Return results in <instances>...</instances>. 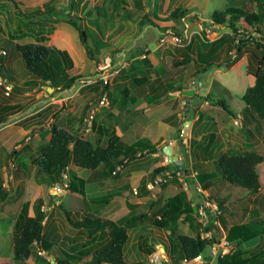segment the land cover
Segmentation results:
<instances>
[{"label": "rangeland", "instance_id": "obj_1", "mask_svg": "<svg viewBox=\"0 0 264 264\" xmlns=\"http://www.w3.org/2000/svg\"><path fill=\"white\" fill-rule=\"evenodd\" d=\"M11 1L0 0V51L5 52L0 56V107L5 117L0 123V264H56V261L64 260V252L79 256L68 259L66 264H82L91 260V237L84 231L73 229L63 210L72 220L92 214L102 219L117 218L110 216L107 210L118 209L116 201L123 203V200L117 198L103 209L100 202L88 203L93 194L90 188L79 194L67 185L63 193L56 194L53 189L55 178L32 167L31 160L47 145L52 125H58L95 145L105 146L107 138L98 137L94 130L90 133L83 131L84 119L90 109L107 92L108 106L98 109L93 120L95 124L116 128L124 126L127 118L137 119L141 109H137L136 113H120L122 103L120 105L119 102L128 99V95L124 97L122 92L128 90L130 93L135 87L133 80L145 77V71L153 73L154 70L167 72L162 76H172V80L165 82H169L173 89L175 85L172 82H180L177 87L187 86V91L179 88L181 92L177 96L172 93V88L162 86L163 82L155 89L156 83L150 88H140L139 97H144V103L139 100V105L147 106L161 101L155 114L168 112L162 120L166 123L171 121L177 130L170 136L172 128H153L157 135L163 137L157 141V154L135 157L133 163L125 165L128 167L123 174H119L122 167L115 175L112 174L113 178L109 181H113L114 185L107 187L118 188L115 184L130 186L131 178L136 182L139 180L140 188L147 182L143 190L149 191V195L141 200L144 204L141 203L143 205L134 212L136 216L147 214L150 204H153L154 210L161 208L181 190L186 193L188 202L197 207L206 204L217 206L216 200L227 195L220 215L207 214L212 224L220 230L215 237L218 242L215 253L209 252L211 259L208 262L199 258L186 264H217L218 256L234 249L225 244V233L220 224L225 229L245 224L258 232L259 236L251 243H243L241 249L249 259L256 256L250 264H264V238L259 230L264 220V161L256 167L260 192L250 200L233 198V194H229L233 191H226L221 179L213 180L212 187L206 192L200 189L195 179L206 146L211 150L205 155L204 169L207 172L213 170V159L229 151H252L264 156V128L250 121L244 124L241 112L243 94L253 84L251 71L256 64L252 53L258 56L260 53L252 46H246L237 54L226 38L229 31L210 25L211 14L230 7L264 18V0H75V9L71 14L81 20L92 60L87 57L76 30L64 22L54 23L48 16L51 10L59 14L68 11V0ZM176 9L186 10L187 13L180 19H168ZM39 38L44 41L39 42ZM33 43L50 47L56 54L58 77L55 88L49 87L48 83L33 88L29 83L34 77L25 70L14 46ZM61 52L67 53V61H61ZM208 53L213 67L205 73L196 74L198 68H203L201 63L196 62L197 54ZM106 57L111 58L112 63L111 68L103 73L98 66L105 65ZM186 57L191 62L181 65L180 62ZM144 59L152 63L151 67L143 63ZM117 70L115 74L113 71ZM73 77L80 79H76L67 89L62 87ZM168 93L173 96L170 101ZM149 95L151 97L147 98ZM112 99H115V103ZM163 101L166 103L162 104ZM219 101L224 102L235 115L228 116L214 106ZM205 103L209 106L206 109L203 108ZM210 112L213 123L204 118L205 115L210 116ZM118 116L122 117L120 121ZM180 118L184 121L175 125ZM188 119H193L190 126L185 123ZM167 145H171L173 155L177 156L178 160L174 163L184 166L185 172L177 180L166 173L151 180V173L155 169L169 164L167 156L163 154V148ZM121 166L124 168V164ZM67 169L66 177L61 176V180L68 182ZM78 172L84 178L90 174L81 169ZM184 178L190 180L189 186L183 182ZM150 184L152 187L148 188ZM96 192L95 196H103L105 191L100 188ZM140 192L137 189L138 195ZM132 193L127 187V199H131ZM131 197L136 198L135 195ZM25 202L29 203L30 217L37 213L43 215V240L49 250L33 245L34 256L25 263H19L12 255V233L14 221ZM154 210L148 213V217L153 215ZM191 217L198 220L194 209ZM151 230L148 223L129 229L123 250L124 264H155L156 253L166 264H182L178 263L180 252L176 237L192 234L188 223L179 218L177 224L168 229L154 228L153 233ZM165 238L171 241L169 246L174 247L171 258L174 262L167 258V249L163 252L167 244ZM87 241L89 244L85 245Z\"/></svg>", "mask_w": 264, "mask_h": 264}, {"label": "trees", "instance_id": "obj_2", "mask_svg": "<svg viewBox=\"0 0 264 264\" xmlns=\"http://www.w3.org/2000/svg\"><path fill=\"white\" fill-rule=\"evenodd\" d=\"M7 1L12 2L11 0ZM68 1L70 2L68 11L59 14L56 10H51L48 16L54 23L64 22L71 25L76 30L87 57L92 60L91 49L87 45L86 32L80 25L81 20L71 14L75 9V0ZM185 13H187L186 10L176 9L168 16V19H180L184 17ZM263 20L264 18L261 15L245 13L240 9L231 7L221 12H214L210 16L211 27L225 28L229 31L226 38L228 39V43L233 45L237 54H240L246 46H252L256 52L260 53V56L254 52L252 53L256 65L255 69L251 71L253 84L245 90L242 97L244 103L242 121L244 124L250 121L255 125H262L264 128ZM235 40H237V43H235ZM38 41L42 42L44 39ZM14 49L21 57L25 70L34 77V80L29 82L33 88L44 83H48L49 87H56L58 70H56L55 64L57 59L55 52L50 47L43 46L41 43H33L24 45L16 44ZM60 55L61 61L63 59L68 60L66 52H61ZM210 57L197 54L196 60L203 66L200 73L206 72L209 68L213 67ZM189 62V58L186 57L180 64L183 65ZM76 79H80V77H73L65 82L62 87L65 89L69 88ZM142 82H146V78L133 80V84L137 87ZM122 93L126 97L128 90ZM214 106L222 109L228 116L235 115L222 101L215 102ZM3 120H5V117L0 107V123ZM92 130L96 131L99 137L107 138L105 146L95 145L90 140L82 139L78 135L71 134L58 125L50 126V137L48 138L47 145L41 148L36 157L32 158V167L47 176L54 177L55 183H59L62 172L70 165L77 169L92 172L100 166L111 167L116 165L119 162L120 156H123L124 153L129 154L139 149H147V154L150 151L148 148L150 145L144 140H139L133 146L127 148L121 141L117 128L99 126L92 122ZM133 159L136 158L133 157ZM205 160H207V156H204L199 163L201 168L198 172L196 171L195 176L202 191H208L213 180L221 179L226 191H233L229 193L233 194V198L250 200L252 196L260 192V183L256 167L264 161V156L252 151H229L217 159L212 160L213 170L210 172L204 169ZM113 171L110 169L108 174L112 175ZM184 172V166H179L171 162L166 166L155 169L151 173V180L165 173L177 180L179 179L178 176H182ZM183 182L186 186H189V180L187 178H184ZM142 188L145 189V185ZM146 195H149V191L143 190L141 196ZM225 196L227 195L216 200V204L220 210L224 209L223 205L226 203ZM108 199L109 196L108 198L100 200V203L105 204ZM252 203L254 204L255 201H252ZM127 205L131 209L132 206L130 204ZM152 205L150 204L147 214L126 216L119 222L96 218L93 214L89 217L84 216L80 220H72L69 214L63 210L68 224L73 229L79 232L84 231L91 237L89 240L92 241V245H90L92 246L91 260L83 262L82 264H124L123 250L128 239L129 229L135 228L143 223H148L154 228L161 230L168 229L177 224L179 218H182V221L189 222L192 234L178 235L176 237L180 251V261L178 263L184 261L189 262L197 257H200L202 261L206 262L211 259L209 252L218 244L215 237L220 233V230L208 219L207 214L209 210L207 208H205L204 217L197 222L191 217L193 215L192 203L188 202L186 193L183 190L169 198L161 208L154 210ZM28 210L29 203H23L13 224L12 255L13 259L19 263H25L34 256L32 251L33 245H39L45 251L49 250L48 244L43 240V215L37 213L34 217H30ZM151 210H154L153 215L148 217V213ZM222 225L220 224V228L225 233V244L234 247V249L230 250L227 254L218 256L217 264H250L256 259V256H252L250 259L245 257V252L241 249V246L243 243L256 239L259 233L245 224L232 225L226 229ZM259 230L261 236L264 238V220L261 222ZM204 234L208 237L202 238ZM104 237L105 240L103 239ZM101 239L104 241L101 242ZM95 240L98 241L94 243ZM89 241L84 242L85 245L87 243L89 244ZM63 257L64 262L58 260L56 264H66L65 262L68 259L79 256L64 252ZM48 263L52 264L53 262Z\"/></svg>", "mask_w": 264, "mask_h": 264}, {"label": "crops", "instance_id": "obj_3", "mask_svg": "<svg viewBox=\"0 0 264 264\" xmlns=\"http://www.w3.org/2000/svg\"><path fill=\"white\" fill-rule=\"evenodd\" d=\"M205 55L210 56V53L205 54ZM190 62H191V60H190ZM196 62H198V61L196 60ZM143 63L147 64V67H149V66L151 67V65H152V63L149 62V60H147V59H144ZM193 64H194V62H193ZM144 73H146L147 75H145V77L142 76L141 78L142 79L146 78V82H142V84L139 87L134 85L133 82H132V84L135 87H133V90H131L130 93L128 92L127 101L123 100V101L119 102L120 105L122 103V105H121L122 108L120 109V113H124V112H126L127 114H130L132 112L136 113L137 109H141L142 112L139 114V117L137 119L134 120L133 117L132 118H127L126 121H125V125L124 126L123 125H119L121 127H117V126H115V127L119 130L121 141L124 143V145L127 148L133 146L139 140H144V141H146L147 144L150 145V147H148L150 149L149 154H151L150 152H152L153 154H157V152H158L156 150V149H158L157 146H156L158 144L157 141L159 140V138H163V137H161L160 135H157L155 133L156 127L158 129L162 128V127H166V128H169V129L172 128L170 130V136H172L176 132L177 128L174 127V125H173V123L171 121H169V123H166V122H164L162 120L163 116L167 115L168 112H165V114H159V113L155 114L156 111H159L158 110L159 108H157V107L160 106L159 103L161 101H159V103L158 102L155 103L157 105H155V104H152V105L149 104L147 106H142V105L140 106L139 105L140 104L139 100H142V102L144 103V101H143L144 97H143V99L141 97H139L140 96V92H139L140 88H143V87L150 88L154 84L158 83L155 86V89H156L158 86L161 85V82H163L162 86L169 87V89L172 88V90L174 91V92L172 91V93L176 94L177 96H179V92H181V91H178L179 88H181V90H184V91L186 90L187 91V89H186L187 86L177 87V84H179L180 82H177V83L176 82H172L175 85V88L173 89V86L169 82H165L167 80H172V76H167V75L162 76V75L166 74L167 72L154 70L153 73H149V72H146V71ZM203 73H205V72H203ZM196 74H198V75L201 74L199 68L197 69ZM197 80H199V76H197ZM188 91H190V89H188ZM168 96H169L168 100L169 101L172 100L171 97H173V96H171L170 93H168ZM150 97H151V95H149L147 98H150ZM112 100L111 101L115 103V99H112ZM164 103H166V101L162 102V104H164ZM180 105H182V104H180ZM206 107H209L207 103H205L203 105V108L206 109ZM115 108H116V106H115ZM220 110H222V109H220ZM222 112L225 113L223 110H222ZM241 112H242V110H241ZM208 114H210V116L209 115H205L204 118L210 119V122L213 123L212 112H210ZM117 118H119V121H120L122 117L118 116ZM129 119H130V121H129ZM192 120L193 119H188L187 121H185V123L188 124V125L192 124ZM181 121H184L183 118L178 119L176 121L175 125L180 123ZM145 123H146V125H145ZM147 127H149V129H147ZM153 128H155L154 131H153ZM95 132L96 131H94V133ZM152 138H155V139H152ZM171 150H172V155H173L172 147H171ZM146 152H147V149L146 150L145 149H139V150H135V151H133V152H131L129 154L128 153H124V155H123L124 157L120 156V158H119L120 162L117 163V164H120V165L124 164V168H123V166H121L122 170H121V172L119 174L120 175L123 174V171L125 170V168L128 167V166L126 167L125 165L134 162L135 159H133V157H137L138 154L146 155L147 154ZM209 152H211V150H210V148L208 146H206L205 147V151L203 152V155H202L201 159L206 154H208ZM173 156L176 157V161H177L178 160L177 156L176 155H173ZM176 161L172 160L173 163L176 162ZM117 164L114 165V166H111V167L100 166V167H98L96 170H94L92 172L86 171V172L90 173V174L87 175L86 178H84L81 174H79V172H78L79 169H76L74 166H71V168L68 167V169H67V172L69 173V179H70V180H68V185L70 184L68 186V188L70 190H72L74 193H79L80 191H83V192L85 190L88 191V189L90 188V191H92L93 194L90 197V199H88V203H93L94 204L95 202H100V200L108 198V196H109V199H108L107 203L103 204V206H104L103 209H105L113 201L115 202L117 198L123 200V203L122 202L120 203V201H116V202H118V205H117L118 209L107 210V213L110 216L117 217V218H104V219H109V220L114 221V222H119L122 218H124L126 216L135 215L134 212L137 209H139L141 205L144 204L143 202H141V200L145 197V196H141V194H142L140 192L141 183L139 185V180L136 182L134 180V178L130 179L131 180L130 186H128V185L124 186L123 184H115V185H118L119 187L118 188H116V187H107V185H109V186H113L114 185L113 181H109V180H111L113 178V176L108 174V172H109L110 169L115 170V166H117ZM81 171H83V170H81ZM195 179H196V177H195ZM117 180H121V179H117ZM189 182H190V180H189ZM105 183H106V185H105ZM146 183L144 184L145 186H146ZM197 184H198V182H197ZM212 185L213 184L211 182V187H212ZM105 186L107 187L106 189H105ZM127 187H128V190L133 192L132 195L136 196V198H135L136 200L134 199V197H131L132 195H130L131 199H127V196L125 195ZM148 187H149V185H148ZM100 188L101 189L104 188V191H105L104 195L103 196H101V195L95 196L94 192H96V190L100 191ZM137 189L141 193L140 195L137 194ZM200 189H201V187H200ZM204 192H206V191H204ZM79 194H81V193H79ZM138 203H140V204H138ZM141 203H143V204H141ZM127 204H130L132 206L131 209L128 207ZM192 208L194 209L195 214H196V210H197L198 207L196 205H192ZM121 213H123V214L120 215ZM196 218H197V215H196ZM187 223H188V226H189V222H187ZM151 227H152V230L150 232L153 233L155 230H154L153 226H151ZM165 239H166L165 241L167 242V244H166V248L165 247L163 248L164 249L163 252H165L166 249H167V252H168V257L167 258L172 260L171 258H172V254L174 253V247H170L169 245H170L171 241H169L167 238H165ZM249 242L251 243V241H249ZM249 242H247V243H249ZM170 248L172 249V251H171ZM178 251H179V249H178Z\"/></svg>", "mask_w": 264, "mask_h": 264}, {"label": "built area", "instance_id": "obj_4", "mask_svg": "<svg viewBox=\"0 0 264 264\" xmlns=\"http://www.w3.org/2000/svg\"><path fill=\"white\" fill-rule=\"evenodd\" d=\"M235 43H237V40H235ZM3 55H5V52L0 51V56H3ZM104 62H105V65H104V66H101V65L98 66V68H99L101 71H103V73L107 70V68H111L112 59L109 58V57H106V58L104 59ZM118 71H119V70H117V71H113V72H114L115 74H117ZM106 106H108V95H107V92H105V93L102 95V97H101V98L99 99V101L97 102V105L94 106V107H92V108L90 109L89 114H88L87 117L84 119L85 127H84L83 131H84L85 133H90V132L92 131V122H93V120H94V118H95V115H96L98 109H99V108L106 107ZM138 156H140V154H138ZM120 170H121V165H117V166L115 167L114 172H112V174L115 175V174H116L117 172H119ZM177 175H178V174H177ZM61 176L64 177V178L66 177V175H65V171L62 172ZM61 176H60V177H61ZM64 178H63V179H64ZM67 185H68V182H67L66 180H64V181L61 180V182L56 183V184L53 185V189H54V191H55L56 194H61V193L64 192V188L67 187ZM150 187H152L151 184L149 185L148 188H150ZM198 190H200V189H198ZM205 208H207V209L209 210V212L212 213V214H214L215 216L221 214V210L219 209L218 206H216V205H211V204H206L205 206H199V207L197 208V210H196V215H197V218H198L199 220H201V219L204 217ZM207 237H208V236H207L206 234L202 235V238H207ZM211 251H212L213 253H215V248H212ZM199 258H200V257H197V258H195V259L197 260V259H199ZM195 259H194V260H195ZM154 263H155V264H166V263H164L163 258H161V257L159 256L158 253H156V254L154 255ZM183 263L186 264V263H188V262L184 261V262H182V264H183ZM168 264H169V263H168Z\"/></svg>", "mask_w": 264, "mask_h": 264}, {"label": "water", "instance_id": "obj_5", "mask_svg": "<svg viewBox=\"0 0 264 264\" xmlns=\"http://www.w3.org/2000/svg\"><path fill=\"white\" fill-rule=\"evenodd\" d=\"M50 88H48L49 90ZM163 154L166 155L168 157V162L171 163L172 160L176 161V157L172 155V150H171V146L167 145L163 148Z\"/></svg>", "mask_w": 264, "mask_h": 264}]
</instances>
